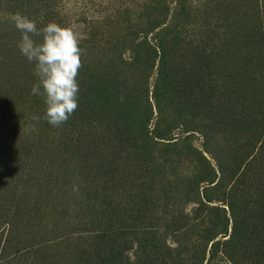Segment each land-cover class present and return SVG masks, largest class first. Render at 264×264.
Returning a JSON list of instances; mask_svg holds the SVG:
<instances>
[{
    "label": "trees",
    "instance_id": "1",
    "mask_svg": "<svg viewBox=\"0 0 264 264\" xmlns=\"http://www.w3.org/2000/svg\"><path fill=\"white\" fill-rule=\"evenodd\" d=\"M48 1L52 4L55 0ZM24 2L21 0L22 9L17 12L29 16L24 13ZM30 7V15L40 11ZM111 12L113 15L102 21L93 20L90 36L80 39L79 47L84 52L77 76L78 108L60 127L33 119L43 116L45 108L41 97L31 95V85L37 81L33 64L20 51L17 58L16 52L0 54V71L5 75L4 82L0 81L15 88L24 102L33 98L29 109L20 108L9 119L0 147L7 151L8 158L21 156L20 151L25 157H34L40 150L45 154L42 160H58L64 170L79 177L80 204L86 205L82 213L93 220L74 225L85 233L68 229L64 237L71 236L74 246L87 255L81 264H203L207 246L202 241L180 243L172 249L166 243L168 226L157 222L139 233L137 223L117 219L121 201H115L114 196L119 187L127 189L129 197L132 192L139 194L127 201L125 214L129 219L133 200L138 206L151 204L148 200L151 201V193L164 170H175L183 160L194 169L193 176L185 181L191 192L199 183L213 184L216 168L220 175L217 183L230 189L243 186L245 168L241 165L245 159L238 154L240 147L219 143L216 135L222 131L229 137L236 136L256 126L251 113L242 107L240 114L232 113L226 121L215 122L209 69L211 29L204 10L192 7L188 0H131L130 8ZM55 16L56 13H49L42 17L43 22L34 21L42 28ZM2 24L0 40L6 39L5 44L19 41L20 32L13 23ZM193 26L195 33L188 31ZM22 74H26L29 83ZM260 105L258 102L255 107ZM198 137L203 140L204 152L195 145ZM221 163L226 164L224 169ZM177 184L174 182L173 188ZM61 188L57 193H62V197L68 194L64 207L70 209L69 178L65 183L63 177ZM253 195L254 220L264 228V190L257 187ZM200 226L192 221L189 228L195 232ZM200 232L204 241L202 234L206 236L208 230ZM140 234L145 245L138 258L134 253L132 262L128 254ZM240 252L250 254L252 260L248 264H264V238L243 232L224 242H213L206 264H217L218 258L238 264L236 253Z\"/></svg>",
    "mask_w": 264,
    "mask_h": 264
},
{
    "label": "rangeland",
    "instance_id": "2",
    "mask_svg": "<svg viewBox=\"0 0 264 264\" xmlns=\"http://www.w3.org/2000/svg\"><path fill=\"white\" fill-rule=\"evenodd\" d=\"M24 1L26 8L23 10L24 13H28L29 19H37L36 21L41 23L42 17L56 13L49 22H55L61 27H70L79 40L90 36L93 20L102 21L108 15H113L111 11L117 8L122 10L130 8L131 4V0H127L126 3L125 0H55L52 4L48 0L43 3L38 0ZM27 2L34 9L40 10L37 15H30L31 11L28 9L31 7ZM188 2L192 7L204 10L208 27L211 29L208 33L211 40L210 53H212L209 69L214 91L212 105L215 122L226 121L225 118L232 113L240 114L242 107L244 112L251 113L252 124L256 126L236 136L229 137L222 131L216 135L219 143H226L231 148L240 147L238 154L241 159H245L241 165L242 169L245 168L243 186L235 185V188L230 189L227 185L217 183L220 175L215 167V161L205 151V156L216 168L215 173L217 172L213 184L199 183L195 188L196 191L191 192L185 181L193 176L194 169L189 161L183 160L175 170H164L163 177L159 183H156L151 193V201L148 200L151 204L146 207L141 204L138 206L135 199L133 200V207H130L133 210H131L132 214H129V219L125 214L127 201H132V197L139 194L132 192L129 197L127 189L119 187L114 200L121 201L117 219L137 223L139 233H143L150 224L155 225V222L167 225L166 243L172 249L178 248L180 243L199 244L202 241V244L207 246V256L203 263L206 264L213 242H224L243 232L245 234L251 232L253 237L260 235L264 238V228L255 223L253 216L256 208V204L253 203L256 200L253 192L257 187L264 190V73L262 72L264 70V0H188ZM20 4L21 0H0V31L4 24H7L2 22H10L11 14L19 11ZM191 30H193L191 33H195L194 26L188 28V31ZM5 41L0 40V54L16 52L17 58L18 41H12L10 44L8 42L5 44ZM1 72L0 79L4 82L5 75ZM22 76L26 84L29 83L26 74ZM154 76L148 83L150 90ZM18 83L21 85L24 81ZM195 96L201 94L196 93ZM149 97L151 98V92ZM28 99L32 100L24 102L15 88L12 90L10 86L0 81V143L5 137L8 130L5 127L9 119L14 116V112L20 108H30L33 98ZM258 102H261V105L255 107ZM259 120L263 123V129ZM221 126L222 124L218 125ZM202 144L203 140H199L198 137L195 145L204 152ZM1 151L3 154L0 153V264H81L87 255L84 253L82 255V252L74 246L75 241L71 236L64 237L68 229L72 233L77 230L85 233L74 225L93 220L82 213L86 205L80 204L79 177L72 174L71 170H64V165L58 160L53 158L42 160L45 154L40 150L35 152L37 155L34 157H25L20 151L21 156L15 155L9 158L4 148L0 147ZM225 165L221 163V168L224 169ZM63 177L65 183L69 178L71 188L69 195H72L70 209L69 206L64 207L68 194L62 197V193H57L58 189H62ZM174 182L178 183L175 188H173ZM192 221L201 224L200 230H208L206 236L202 234L204 241L198 235L201 234L200 230L194 232L189 228ZM143 245L145 244L140 234L134 241L133 251L128 254L132 262L135 261L134 253L135 258L136 256L138 258ZM236 255L239 257L238 264H248L252 260L248 257L249 253L240 252ZM216 261L217 264H228L219 258Z\"/></svg>",
    "mask_w": 264,
    "mask_h": 264
},
{
    "label": "clouds",
    "instance_id": "3",
    "mask_svg": "<svg viewBox=\"0 0 264 264\" xmlns=\"http://www.w3.org/2000/svg\"><path fill=\"white\" fill-rule=\"evenodd\" d=\"M11 22L20 32L18 50L34 66L37 81L31 95L41 97L45 105L43 116L33 119L60 127L78 108L77 76L84 52L80 40L70 27L49 22L40 28L19 12L11 14Z\"/></svg>",
    "mask_w": 264,
    "mask_h": 264
}]
</instances>
